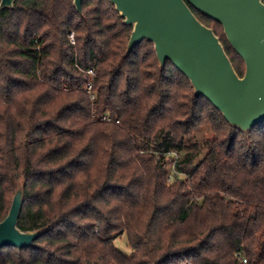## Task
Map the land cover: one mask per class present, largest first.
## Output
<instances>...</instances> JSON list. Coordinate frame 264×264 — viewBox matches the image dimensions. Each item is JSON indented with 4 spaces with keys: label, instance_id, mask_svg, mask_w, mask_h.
<instances>
[{
    "label": "trees",
    "instance_id": "trees-1",
    "mask_svg": "<svg viewBox=\"0 0 264 264\" xmlns=\"http://www.w3.org/2000/svg\"><path fill=\"white\" fill-rule=\"evenodd\" d=\"M131 31L109 0L0 11V221L25 182L18 226L46 229L0 264H264V121L231 126L151 41L126 55Z\"/></svg>",
    "mask_w": 264,
    "mask_h": 264
},
{
    "label": "water",
    "instance_id": "water-1",
    "mask_svg": "<svg viewBox=\"0 0 264 264\" xmlns=\"http://www.w3.org/2000/svg\"><path fill=\"white\" fill-rule=\"evenodd\" d=\"M82 1L73 0L82 13ZM132 26L126 55L143 40L151 41L163 68L170 60L191 82L196 95L206 97L228 121L248 133L264 121V2L263 0H109ZM15 0H0V11ZM217 21L245 63L240 76L215 31L193 12ZM25 182L0 221V251L34 246L46 229L23 231L18 226Z\"/></svg>",
    "mask_w": 264,
    "mask_h": 264
},
{
    "label": "rangeland",
    "instance_id": "rangeland-1",
    "mask_svg": "<svg viewBox=\"0 0 264 264\" xmlns=\"http://www.w3.org/2000/svg\"><path fill=\"white\" fill-rule=\"evenodd\" d=\"M205 136L209 137L211 136V133L209 131H206ZM115 244L124 253L131 254L132 250H131V247L129 246L126 234H123L120 237H118L115 240Z\"/></svg>",
    "mask_w": 264,
    "mask_h": 264
},
{
    "label": "built area",
    "instance_id": "built-area-1",
    "mask_svg": "<svg viewBox=\"0 0 264 264\" xmlns=\"http://www.w3.org/2000/svg\"><path fill=\"white\" fill-rule=\"evenodd\" d=\"M69 38L72 42H74V33L71 32L69 34ZM91 75H94V71L93 70H90L88 71ZM87 91L91 94L92 97H94V94L92 92V84L90 83L88 86H87ZM102 120L104 121H113L112 117H110L109 115H103L102 116ZM117 123H119V120H116ZM244 262H246V260H244Z\"/></svg>",
    "mask_w": 264,
    "mask_h": 264
}]
</instances>
